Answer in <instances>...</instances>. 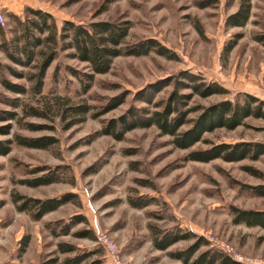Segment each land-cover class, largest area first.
Wrapping results in <instances>:
<instances>
[{
  "label": "rangeland",
  "instance_id": "obj_1",
  "mask_svg": "<svg viewBox=\"0 0 264 264\" xmlns=\"http://www.w3.org/2000/svg\"><path fill=\"white\" fill-rule=\"evenodd\" d=\"M9 4L21 6L17 13L21 17L25 7L49 11L58 31L66 19L83 24L98 19H126L130 28L124 45L154 37L175 51L177 57L168 58L154 51L120 54L113 58L108 71L94 74L91 86L84 91L78 75L90 70L88 64L71 56V50L61 48L59 42L45 70L41 92L34 93L31 82L14 76L6 65L24 72L35 68L15 64L0 49V109H10L7 98L17 96L19 105L15 110L20 118L10 119V133L0 134V138L10 137L13 132L55 137L44 148L26 146L13 139L10 150L0 154V264H43L55 256L59 257L55 264H61L73 252H59V241L75 244L78 251L92 252L88 257L99 258L101 264H112L111 255L97 241L102 232L115 240L125 264H184L173 252L186 248L198 237L207 240L198 251L218 250L216 239L241 249L237 242H242L243 223L232 221L230 205L264 207V196L237 182L264 183V155L238 161H200L188 159L187 153L191 148L206 147V138L215 142H264V118L248 117L233 129L220 127L205 132V140L191 148L174 146L171 137L160 134L155 126L130 129L119 140L100 130L110 117L119 115L131 103L140 105L133 100L137 89L181 69L217 80L230 91L205 98L194 96L190 103L232 98L245 89L264 95V47L255 39L256 34L264 32V0H251L250 16L244 25L225 23L239 0H11ZM7 8H2L6 17L3 28L5 35L12 37L9 30L18 23L10 16L13 11ZM236 33L241 36L225 52ZM2 77L24 83L26 91H9L3 86ZM169 88L166 86L159 95L166 94ZM121 93H125L121 104L98 116L91 114ZM82 102L94 108L83 120L65 126L69 120L66 108ZM27 104L46 108V112L30 113L24 110ZM195 114L193 111L190 116ZM28 121L45 126L32 129L26 125ZM245 164L254 165L261 174L246 171ZM51 171L57 173L52 182H23ZM15 191L42 198L74 194L56 209L33 219L29 212L15 207ZM131 199L147 204L137 207L130 203ZM76 215L84 218L73 222L68 234H58L59 225L72 221ZM82 228L89 229L90 234H74ZM176 229L191 234L164 249L154 246L155 231ZM24 235L28 237L23 249Z\"/></svg>",
  "mask_w": 264,
  "mask_h": 264
},
{
  "label": "trees",
  "instance_id": "obj_2",
  "mask_svg": "<svg viewBox=\"0 0 264 264\" xmlns=\"http://www.w3.org/2000/svg\"><path fill=\"white\" fill-rule=\"evenodd\" d=\"M24 17L17 13H10L13 20L17 21L16 27H11L12 37L5 35L4 26L0 25L2 33L0 49L4 50L7 57L15 64L30 67L28 72L6 65L16 77H25L31 82V90L34 93L41 92L45 70L53 60L56 48L61 42V48L70 49V55L77 57L88 64L89 71L78 75L82 82V88L87 91L91 86L95 73H103L109 70L114 57L120 54H147L154 51L168 58H176L175 51L161 43L154 37H145L133 43L124 45L129 33V20L98 19L89 23H76L72 20H64L60 31L56 21L49 11L41 8L25 7ZM251 0H239L235 11L227 15L225 23L228 25H244L249 19ZM233 40L225 46V52L232 48L241 33H236ZM255 39L264 47V32L255 35ZM35 63L33 64V62ZM33 64V65H32ZM74 74H78L75 71ZM82 76V77H81ZM2 84L9 91L24 93V83L12 81L2 77ZM166 86H170L164 95L159 92ZM229 89L217 80L205 79L200 73L189 69H181L176 73L157 78L147 83L133 93V100L141 102L131 103L125 111L117 116L110 117L101 133L111 134L116 139H122L124 133L136 127L155 126L160 134L169 135L174 146L179 148H191L195 143L205 140V132H211L224 127L233 129L242 124L248 117L264 118V99L249 93L238 92L234 97L224 96L207 104L190 103L194 96L202 98L213 94H228ZM125 99V93L114 95L105 102L98 111L91 114L98 116L121 104ZM10 109H0V134H9L12 121L20 120L15 106L19 105V97L7 98ZM24 107V106H23ZM93 105L82 102L69 105V120L65 126H71L85 118L92 110ZM24 110L30 113L42 115L46 108L33 104H27ZM196 112L190 116L191 112ZM32 129H40L45 124L39 122H25ZM16 142L31 147H47L54 142L52 135L42 134L38 136H24L12 133L10 137L0 138V154H6L10 150L11 142ZM208 145L204 148H191L187 153L188 159L209 161L214 158H222L227 161H238L244 158L257 159L264 155V142L254 140L219 141L215 142L206 138ZM243 168L252 174H261V170L251 164L243 165ZM54 171L43 172L40 175L27 179L30 185H39L52 182L56 179ZM241 186L250 188L256 195L264 196V183L239 182ZM74 193H64L61 196L33 197L19 192H13L12 198L17 210L29 212L33 219L41 218L46 212L54 210L61 204L69 201ZM130 203L137 207H143L146 201L131 199ZM232 221L247 225H260L264 227V208L239 207L230 205ZM82 215H76L70 222L59 225L58 234H68L73 222L82 220ZM53 229V228H52ZM77 236L89 235V229H79L74 232ZM190 232L176 230H158L154 232L153 244L155 247L164 249L177 240L190 236ZM27 235L22 237L23 249L27 244ZM207 243L203 237H198L186 248L173 252L174 256L181 259L184 264H240L230 256L219 250L206 248L198 251L202 243ZM57 250L61 253L73 252L61 260V264H101L99 258L90 259L92 252L87 250L78 251L75 244L68 241L57 242ZM59 257L55 256L43 264H55Z\"/></svg>",
  "mask_w": 264,
  "mask_h": 264
},
{
  "label": "built area",
  "instance_id": "obj_3",
  "mask_svg": "<svg viewBox=\"0 0 264 264\" xmlns=\"http://www.w3.org/2000/svg\"><path fill=\"white\" fill-rule=\"evenodd\" d=\"M6 17L0 9V25L4 26ZM97 241L109 252L112 257V264H125L120 257L118 246L115 240L105 232L98 234ZM219 251L230 256L234 260L244 264H264V256L251 254L242 251L237 246L225 240H215Z\"/></svg>",
  "mask_w": 264,
  "mask_h": 264
},
{
  "label": "crops",
  "instance_id": "obj_4",
  "mask_svg": "<svg viewBox=\"0 0 264 264\" xmlns=\"http://www.w3.org/2000/svg\"><path fill=\"white\" fill-rule=\"evenodd\" d=\"M11 0H5V2H0V9L8 7L7 10H12L14 13H18L21 11V6L17 7L16 4L10 5L9 2ZM3 11V10H2ZM243 92L252 93L262 99H264V95L259 94L258 92L252 90H247ZM264 208V207H257ZM242 224V223H241ZM243 230L241 232L242 242H237L239 247L251 254H261L264 256V227L260 225H247L245 223L242 224Z\"/></svg>",
  "mask_w": 264,
  "mask_h": 264
}]
</instances>
